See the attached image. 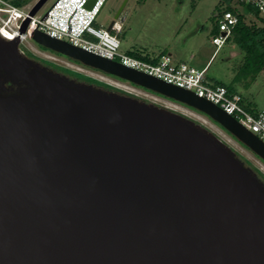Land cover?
<instances>
[{
  "label": "water",
  "instance_id": "obj_1",
  "mask_svg": "<svg viewBox=\"0 0 264 264\" xmlns=\"http://www.w3.org/2000/svg\"><path fill=\"white\" fill-rule=\"evenodd\" d=\"M31 41L201 113L264 163L262 141L193 93L38 31ZM0 264H264V184L201 124L0 38Z\"/></svg>",
  "mask_w": 264,
  "mask_h": 264
},
{
  "label": "rangeland",
  "instance_id": "obj_2",
  "mask_svg": "<svg viewBox=\"0 0 264 264\" xmlns=\"http://www.w3.org/2000/svg\"><path fill=\"white\" fill-rule=\"evenodd\" d=\"M5 1L14 5L15 0ZM26 1L28 3L23 7L28 9L38 0ZM52 2L53 0H47L36 16L42 17ZM122 5V11L115 20L114 16ZM231 6L236 7V3L232 1ZM225 7L223 0H145L144 2L108 0L94 25L97 28L107 29L114 21L121 26L122 32L116 35L120 42L119 52L121 54L140 53L154 58L164 53L166 56L170 55L174 63H184L197 70H202L206 66V77L212 84L216 81L229 84L235 74L241 54L231 44L223 45L216 52L215 47L211 45V31ZM243 14L247 23L254 21L248 13L243 12ZM20 49L32 58L38 59L43 65H53L64 75L76 79L91 77L96 83H106L117 91L146 103L170 109L201 124L226 143L242 162L243 160L248 161L250 166L243 162L247 167L256 169L264 175V163L260 159L201 113L184 105L171 103L170 100L122 80L86 68L32 41L23 42ZM233 87L242 95V105L247 112L256 114L262 110L264 106V68L245 83H236Z\"/></svg>",
  "mask_w": 264,
  "mask_h": 264
},
{
  "label": "built area",
  "instance_id": "obj_3",
  "mask_svg": "<svg viewBox=\"0 0 264 264\" xmlns=\"http://www.w3.org/2000/svg\"><path fill=\"white\" fill-rule=\"evenodd\" d=\"M108 0H53L42 17L30 16L31 8L17 7L0 0V38L6 41L18 39L20 45L29 40L34 31L51 39L68 43L85 52L114 61L166 84L173 85L204 99L231 116L241 127L264 143V106L259 113L250 114L242 105V95L224 86L214 85L206 77V68L197 70L184 63H174L168 56H161L155 64L147 63L119 52L116 35L122 30L113 22L110 31L94 24ZM236 5L253 9L264 20V0H232ZM29 19L24 33L22 23ZM237 22L230 11L217 19L218 34L211 38V45L218 51L226 43ZM112 32L114 34H112Z\"/></svg>",
  "mask_w": 264,
  "mask_h": 264
},
{
  "label": "trees",
  "instance_id": "obj_4",
  "mask_svg": "<svg viewBox=\"0 0 264 264\" xmlns=\"http://www.w3.org/2000/svg\"><path fill=\"white\" fill-rule=\"evenodd\" d=\"M144 1L145 0H139V2ZM223 1L226 4V7L223 12L230 11L237 17V22L231 31V35L226 40V43L236 47V49L241 54V58L239 59L236 65L235 74L231 82L229 84H224L222 82L216 81L214 82V85L224 86L230 91H235L233 87L234 84L242 82L245 83L248 79L254 77L264 68V20L261 19L257 15V13L254 12L253 9H251L250 7L244 5H236V7H234L231 6L232 0ZM13 3L14 6L23 7L28 3V1L15 0ZM243 12H246L251 15L254 18V21L247 23ZM217 34L218 27L216 24V26L211 31V36L214 37ZM129 56H132L147 63L155 64L161 56L166 55L162 53L158 57L150 58L140 53H129ZM77 79L86 84H91L95 87L101 88L104 91H110L115 93L120 92L106 83H96L91 77L88 76L84 78L78 77ZM118 94L127 95L123 92H120ZM243 162L247 166H250V163L248 161L243 160ZM252 171L259 177L257 178L264 184V175L256 169H252Z\"/></svg>",
  "mask_w": 264,
  "mask_h": 264
},
{
  "label": "flooded vegetation",
  "instance_id": "obj_5",
  "mask_svg": "<svg viewBox=\"0 0 264 264\" xmlns=\"http://www.w3.org/2000/svg\"><path fill=\"white\" fill-rule=\"evenodd\" d=\"M22 52H23V51H22ZM23 53H24V55H25L28 59L33 60L34 62L38 63V64H39L40 66H42V67H45L47 70H49V71H51V72L57 73V74H59V75H63V76L67 77V78L70 79V80H74L75 82L84 83V82H82V81H80V80H78V79H76V78H72V77H69V76H67V75L62 74L58 69L54 68L52 65H51V66L43 65L40 61H38V59L32 58L31 56L25 54V52H23ZM84 84H86V83H84ZM6 87H7V92H6V94H10V93L14 92V90H15V87L10 86V85H8V84L6 85Z\"/></svg>",
  "mask_w": 264,
  "mask_h": 264
},
{
  "label": "crops",
  "instance_id": "obj_6",
  "mask_svg": "<svg viewBox=\"0 0 264 264\" xmlns=\"http://www.w3.org/2000/svg\"><path fill=\"white\" fill-rule=\"evenodd\" d=\"M226 44H227V43H225L224 45H226ZM167 56L170 58V55H167ZM205 67H206V66H205ZM205 67H204V68H205ZM204 68H203V69H204Z\"/></svg>",
  "mask_w": 264,
  "mask_h": 264
}]
</instances>
